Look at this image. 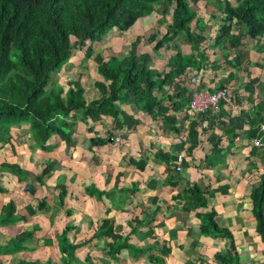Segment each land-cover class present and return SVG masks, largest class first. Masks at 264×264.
Returning a JSON list of instances; mask_svg holds the SVG:
<instances>
[{"label":"trees","instance_id":"obj_1","mask_svg":"<svg viewBox=\"0 0 264 264\" xmlns=\"http://www.w3.org/2000/svg\"><path fill=\"white\" fill-rule=\"evenodd\" d=\"M221 7L220 0H205ZM224 1L222 10V25L218 28H206L198 17L197 10L188 0H0V148L5 143L14 147L13 141L19 143L14 129L25 128L18 136H27L34 140L32 147L47 150L54 146L49 142L55 135L63 141L70 152L77 145L74 135L78 124L70 121L71 117L81 114L84 122V133L88 140V149L93 154L105 146L115 144L116 148L130 146L132 140L128 135L136 130L139 120L134 118L135 113L142 112L148 115L153 126L159 127L166 134L176 137H185L191 142V147L185 150L191 153L197 144V134L205 138L212 126H226L223 133L228 141L229 151L233 144L235 129H242L244 124L255 127L264 124V82L260 78L249 79L251 73L248 69L249 61L243 63L241 69L240 47L254 41L257 49L264 52V0H238L231 5ZM159 15L157 29L146 40L152 52L142 51L140 47L144 38L137 36L136 41L130 44L125 54L111 53L110 37L124 33L131 29L140 19L145 20L150 15ZM161 27L163 31H161ZM159 29V31H158ZM183 36L188 42L186 50L175 48L174 54L166 56L164 68L156 72L153 68L155 53L169 42H174ZM74 39V42L72 41ZM88 42V43H87ZM104 42V44H102ZM85 44H88L85 46ZM103 45L104 50H111L107 56L96 52L93 61L97 68L98 80L94 87L98 97L93 95V89L80 79H72L66 83L67 87L54 85L53 77L70 63L72 56L78 48L84 49V60L92 59L95 49ZM220 47L221 61L210 59L206 46ZM143 48V46H142ZM232 51V55L229 53ZM220 66L223 69H220ZM264 70L258 63L251 64ZM229 71L228 81L232 80L233 71L242 72L246 82L241 88L224 87V82L217 87L209 89L211 93L220 89H227L228 96L235 105L234 111L225 102H221L216 111L207 110L203 114L189 115L179 111L191 100L190 88L203 91L216 74L225 68ZM196 76L193 78V76ZM196 79V80H195ZM225 81V79H224ZM233 83V82H232ZM191 86V87H190ZM88 87V88H87ZM245 95V104L250 110L244 111L239 107L238 97ZM260 98L259 100H256ZM237 105V106H236ZM188 108V105H186ZM170 110V111H169ZM189 122V131H185L183 123ZM206 124V126H202ZM126 127V131L114 139L115 132ZM101 128V129H99ZM117 129V130H116ZM200 129V131H199ZM103 132V135H101ZM263 131L247 132L250 138L255 139L263 148L256 152L252 147L251 155L261 154L262 172L256 179L257 184L252 187L250 200L251 212L255 221V231L264 240V136ZM209 142L220 139L211 132ZM257 135H262L257 137ZM195 137V138H194ZM13 139V141H12ZM113 140L112 143L109 140ZM184 141L174 145L172 151H160L161 161L165 164V171L173 170L175 173L176 152ZM215 143V142H214ZM212 144L219 149L220 143ZM181 145V146H180ZM202 146V144H200ZM132 147V146H130ZM213 150V147H212ZM14 151V148H13ZM82 152H84L82 150ZM126 157L122 156V160ZM129 164L136 167L139 172L145 169L147 159L140 157L136 160L129 156ZM185 164L184 157L181 165ZM214 166L212 163H208ZM194 166V164H191ZM181 168V167H180ZM55 170L52 162L42 166L35 181L46 186V178ZM0 173L14 176L18 182L26 173L19 165L7 161H0ZM111 178V177H110ZM114 187L99 190L93 184L84 188L85 193L98 200L110 198V191L118 186V176ZM111 179L107 180L109 184ZM109 182V183H108ZM170 184L168 181L166 182ZM31 185H25L24 191L34 193ZM59 203L64 206L68 190L64 185L58 186ZM117 190V189H116ZM121 193H135L137 185L131 189H120ZM7 192L0 181V194ZM211 196L198 184L186 185L180 194L172 197L182 203L186 212L195 211L200 218V232L203 235L230 237L226 230L220 229L215 221V212L211 210L202 213L207 208L208 198ZM103 197V198H102ZM49 198L38 201L37 206H25V212L32 216L47 208ZM66 214L69 216L70 211ZM154 215L147 216L150 221ZM25 216L17 214L16 205L8 201L0 213V227L15 225L24 221ZM134 226L138 227L142 221L134 219ZM75 227L66 226L57 236V249L63 264H84L77 255V250L83 243L70 242L68 233ZM118 231L120 227L115 228ZM112 222L103 220L101 226L95 231L94 237L104 236L109 239L105 243L104 251L113 261L119 260L124 249L138 253H147V249L137 248L127 242L122 235L116 233ZM37 226L24 230L21 234L10 238L4 245H0L2 256H12L28 249L27 244L32 240ZM151 234V233H150ZM229 249L221 257L226 264H237L236 251L233 239L230 237ZM53 241L46 239L36 242L35 246H51ZM153 243L151 247H156ZM162 245V244H161ZM169 247L164 245L161 251L165 254ZM153 264H164L165 258L157 255H148ZM91 262V261H90ZM0 264H2L0 262ZM14 264H50L41 263L38 258L34 260H18Z\"/></svg>","mask_w":264,"mask_h":264},{"label":"crops","instance_id":"obj_2","mask_svg":"<svg viewBox=\"0 0 264 264\" xmlns=\"http://www.w3.org/2000/svg\"><path fill=\"white\" fill-rule=\"evenodd\" d=\"M108 41L110 42V49L113 50L117 44L115 38L110 37ZM183 50L185 51L186 47ZM104 51L107 56L111 50L108 48ZM126 51L127 49H123V54ZM111 53L120 54L115 49ZM164 64L165 60L163 62L161 59L155 60L153 61V68L156 70L155 65H160V70L156 72H161ZM227 74H223V72L220 75L216 74L217 78L211 82L220 83L224 79L227 80ZM92 89L93 95L98 97L97 89L95 87ZM209 89L211 88L208 85L203 87V91H210ZM190 91L192 94L195 90L191 87ZM238 99L239 107L244 111L250 110L245 104V95L242 94ZM186 105L188 103L179 111L180 113L186 111ZM234 110L236 109L232 111ZM134 118L139 120V124L134 131L135 133L132 134L134 136L128 137L132 140L130 143L132 147L116 148L115 144H110L111 146L99 149L98 151L103 152L105 156L102 161L96 164V167L89 166L84 161L93 159L96 155V153L93 154L89 151L87 137H85V142H76L78 148L70 152L65 143L55 135L49 140L54 146L44 150L39 147H32L34 140L29 138V134L18 136L25 128L14 129V133L17 134L15 136L20 141L16 143L12 139L13 144H15L14 147L9 143H4L0 148V161L19 165L20 169L26 173V179H28L18 182L14 176L0 173L1 182L4 177L8 176L7 179L13 184V187L5 186L7 192L0 194V213L2 207L8 202L7 200L13 201L16 205L17 214L25 216V220L15 225L0 227V245H4L10 238L34 226H37L38 230L35 231L32 240L27 244L28 249L26 251L12 256L0 254L2 264H14L18 260H29V258L31 260L38 258L41 263L63 264L56 240L66 226L75 227L77 231L81 229L83 232V235L79 234L78 238L72 234L71 242L89 241L85 245L82 244L77 250V255L81 261H91H84V264H153L149 261L148 255L150 254H157L165 258L164 264H226L222 262L220 256L229 249L230 237L233 239L236 251V258L234 257L233 260L237 264H264V240L255 231L250 200L251 189L257 184L256 179L262 172L263 161L260 159V153L251 155L250 151L254 147L252 142L256 138L252 139L247 135V132L258 130L259 132L263 131L262 135L264 136V124L250 128L244 124L242 129H235L236 135L232 139L233 144L229 151L226 148L228 141L223 134L226 126H212L205 138L201 139L198 134L196 138L194 137L197 144L194 146V150L189 153L185 149L191 147V142L186 141L185 137L180 138L173 134L168 136L159 127L155 129L148 115L142 112L135 113ZM202 126H206V124ZM183 127L185 131H189V122L185 121ZM122 130L125 132L126 127L117 130L115 134ZM212 131L220 139L219 141L209 142ZM77 132H79L77 135L81 132L84 133V126L78 124ZM262 135H257V137ZM184 140L185 142L176 154H180L182 159L184 157L185 164L183 163V166L181 165L180 170L176 173L173 170L166 172L165 164L159 155L160 151H172L176 143L179 144V141ZM109 141L112 143L113 140L110 139ZM218 142L222 148L220 153L219 149L212 145L213 143L216 145ZM262 144L261 142L260 146H256V152L262 151ZM123 155L126 157L121 160ZM129 156H133L136 160L140 157L147 159L145 169L139 172L136 167L129 164ZM118 160L123 163L119 165L120 161ZM47 162H52L55 170L46 178V186H41L35 181V175L40 173L42 166ZM208 163H215V165L210 166ZM128 166L132 167L129 168ZM88 174L90 182L84 185ZM117 176V190H111L108 199L98 200L95 197H90L84 191L85 187L92 186V184L99 190L105 188L108 190L114 187ZM109 179L111 181L107 184ZM167 181L170 184L166 183ZM192 183L198 184L211 194L208 198L209 205L202 210V213L213 210L216 225L231 234L229 238L223 235L208 236L201 234V221L196 216V212H186L182 209L180 201L173 200L172 197L180 194L186 185ZM1 184L3 186V182ZM29 184L35 190L32 194L23 189L25 185ZM61 185H64L68 190L64 206L60 205L58 199L60 192L58 186ZM133 185H137V192L121 193L120 189H131ZM78 186H82L81 195L78 194ZM7 195L9 196L6 197ZM26 195L29 200L25 199ZM85 195L96 206L99 220L103 216L108 217L112 214L110 215L111 219L105 218L103 220L111 221L113 229L120 227L119 231L115 229L116 233L122 235L129 244L137 248L149 249L148 252L138 253L124 249L119 260L113 261L107 251H104L105 243L109 239L104 236L93 238L103 220L93 228L92 222L84 221L85 215L82 216L81 214ZM47 197L49 203L45 210L35 212L32 216L26 214V205L37 206L39 200ZM71 198L79 201V204L70 205ZM67 210L70 211L69 216L66 214ZM116 215L122 221H118ZM149 215H154L150 221L147 219ZM135 218L141 220L142 224L132 231ZM90 228L92 235H84ZM46 239H51L53 244L51 246H35L36 242ZM100 241L103 242L102 247L97 248ZM164 242L169 247L165 254L161 251ZM153 243H157L156 247H151ZM91 246H95L96 250L91 249ZM231 264L233 263L231 262Z\"/></svg>","mask_w":264,"mask_h":264},{"label":"rangeland","instance_id":"obj_3","mask_svg":"<svg viewBox=\"0 0 264 264\" xmlns=\"http://www.w3.org/2000/svg\"><path fill=\"white\" fill-rule=\"evenodd\" d=\"M221 3V7H219L217 4H211L212 2H206L205 0H188V2H190L191 4H193L194 9L197 10L198 13V17L200 19H202L201 23L203 26H205L206 28H213L216 29L218 28L220 25H222V19H223V13L222 10L224 7V1L220 0ZM230 2L231 5H235V2L238 0H228ZM160 18L159 15L153 14L150 15L148 18H146L145 20L140 19L139 21H137V23L128 31L124 32V33H120L118 35H114L113 38H115V51L120 52L119 55L123 54V49H127L130 47V44H132L133 42L136 41V37L137 36H142L144 38L143 41V48L142 46L140 47V50L142 51H146L149 50L152 52L151 46L150 44L148 45V43L146 42L148 36L152 33H154L155 29H157V20ZM161 31H163V28L161 27L160 29ZM159 31V29H158ZM72 41L74 42V39H72ZM88 43V42H87ZM104 44V42L102 43ZM98 46L95 49V53L92 56V59L90 57V59L88 60H84V49L83 48H78L77 51L74 52L72 59L70 61L69 64H67L59 73H57L52 80V83L54 85H59L62 86L64 89H66L67 85L66 83L72 79H80V82L83 83H87V86L89 88H94V81L98 80V75H97V68L96 65L93 61V57L96 55V52L101 54L102 56H106V52L104 51L105 47L103 48V45ZM188 44V42H186L185 38L183 36L178 37L177 39L174 40V42H169L168 44H166L164 47H162L161 49H159L154 57H153V61L155 60H160L163 62V60L166 59V56L168 55H172L174 54V50L175 48H181L182 50L185 48V45ZM88 44H85V46H87ZM124 46V47H122ZM208 49V53L210 56V59H215L216 61H219L220 64L225 67V64H222L221 61V57H222V52L223 50L218 47V48H212V45H208L206 46ZM188 48V47H186ZM113 49V50H114ZM240 49L243 50V56H241V69L242 67H244V64L246 61L251 64L254 63H258L261 64L264 68V53H262L261 51H259L257 49V45L256 43H254V41H250L248 43H245L243 45V47L241 46ZM128 50V49H127ZM229 53L232 55V51H229ZM158 64V63H156ZM248 65V69H250L251 73L249 75V79L251 80H256V78H260V80H264V70H261V68H257L255 66L252 65ZM219 65L220 69H223V67ZM156 67V71L160 70L161 66L160 65H155ZM227 67L225 68V71L223 70V74H227ZM217 74H221V72H218ZM233 77H232V82L233 83H229L228 79L227 80H223L221 82H224V87H228V86H232V87H236V88H241L242 85L246 82L245 78H244V74H241V72H237L234 71V73H232ZM196 76L194 75L193 78H195ZM196 80V79H195ZM73 81V80H72ZM219 82H211L208 84L209 88H214L218 86ZM87 87V88H88ZM98 95V94H97ZM70 121H74V123L79 124V126H84V122L81 119V114H76L74 117H71ZM25 128H28L27 126H25ZM17 130H20V128H18ZM124 130L117 132L114 136L115 140H118L119 138V134L123 133ZM79 132H77L74 135V140L77 143H81V142H85V135L83 132H81L79 135H77ZM133 133H135L134 131L130 133L129 137H133L134 135H132ZM105 155L103 154V152L98 151L96 153V155L93 157V159L90 160H84L85 162L88 163L89 166L96 167V164L99 161H102L103 157ZM122 160V159H121ZM120 161V160H118ZM121 163L123 162H119V165H121ZM125 166V165H124ZM127 168V166H125ZM129 168L132 166H128ZM11 177V176H9ZM8 176L3 178V186L7 187V186H11L13 187V184L7 179ZM23 181H26V177L23 176L22 177ZM30 180V179H29ZM22 181V182H23ZM1 182V183H2ZM90 182V177L89 174L87 175V180H85V182L83 183L84 185ZM78 190V194L81 195V191H82V186L81 187H77ZM9 195H7L6 197H8ZM5 197V198H6ZM25 199L29 200V197L26 195ZM7 200V199H6ZM9 201V200H7ZM6 201V202H7ZM138 201V200H136ZM79 204V201L74 200L73 198H71V204L72 206ZM96 206L93 204V202L88 198L87 195L84 196V206L83 209L81 211L82 216L85 215V219L84 221H88V222H92L93 224V228H95L97 225L100 224V222L105 219V218H109L111 219L112 214H110L108 217L103 216V218L101 220H99L97 213H96ZM118 221H122L121 218L119 216H117ZM84 225V224H83ZM78 227V226H76ZM78 233V234H77ZM72 234L74 235V237L78 238V235L81 234L83 235V232L81 231V229L77 230H72L71 232L68 233V238L71 242V237ZM84 235H92V229L90 228L87 232L84 233ZM102 243L103 242H99L97 244V248L102 247ZM91 249H95V246H91ZM90 249V251H91ZM96 250V249H95ZM103 261V258H102ZM133 263V262H132Z\"/></svg>","mask_w":264,"mask_h":264},{"label":"built area","instance_id":"obj_4","mask_svg":"<svg viewBox=\"0 0 264 264\" xmlns=\"http://www.w3.org/2000/svg\"><path fill=\"white\" fill-rule=\"evenodd\" d=\"M221 102H225L231 109H235V105L232 103L228 96L227 89H220L214 93L207 91H194L192 93L191 100L188 103V108H186V113L192 115L193 113L203 114L207 110H212L213 112L219 108ZM254 146H260L258 141H253ZM181 155H176L175 160V170H180L181 166Z\"/></svg>","mask_w":264,"mask_h":264},{"label":"clouds","instance_id":"obj_5","mask_svg":"<svg viewBox=\"0 0 264 264\" xmlns=\"http://www.w3.org/2000/svg\"><path fill=\"white\" fill-rule=\"evenodd\" d=\"M253 143V142H252Z\"/></svg>","mask_w":264,"mask_h":264}]
</instances>
